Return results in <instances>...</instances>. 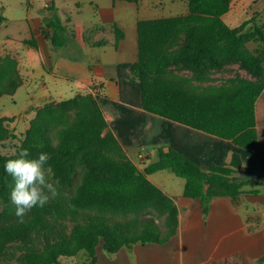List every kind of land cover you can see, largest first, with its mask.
Wrapping results in <instances>:
<instances>
[{"label": "trees", "instance_id": "16d2710c", "mask_svg": "<svg viewBox=\"0 0 264 264\" xmlns=\"http://www.w3.org/2000/svg\"><path fill=\"white\" fill-rule=\"evenodd\" d=\"M230 2L187 0L185 15L140 20L137 59L131 72L140 82L141 105L146 111L229 139L264 155L258 149L255 117V102L264 86V58L244 50L247 37L257 36L261 45L264 27L256 24L254 19L251 21L250 17L235 26L227 24L222 15L228 11ZM52 9L56 10L54 6ZM3 19L0 14V22ZM249 24L252 28L248 34ZM66 31L67 27L56 12L42 28L44 37L54 47L65 43ZM228 61H240L254 79L200 93L187 92L183 83L163 77L166 68L176 63L194 73H206ZM7 65L8 62L4 63L3 72L9 70ZM256 76L261 80L256 81ZM5 84L1 85L0 92L10 93L17 87L10 83L5 87ZM109 128L97 97L76 94L37 109L16 155L7 157L0 153V193L5 198L10 196V175L5 172L4 165L8 159L17 158L21 147L28 148L32 157L40 152L48 153L51 157L48 163L55 173L53 178L60 184H69L78 168H82L80 181L69 196L58 197L59 203L52 200L42 209L33 208L23 223L17 219L0 226V264L7 245L15 241L27 251L24 264H61V256L73 255L80 249L86 251L89 264H96L100 242L106 253L130 248L135 243L167 242L177 231L178 208L173 198L147 177L160 169H170L182 177L185 180L183 195L200 200L204 212L210 199L217 194L256 193L255 190H243V186L253 180L237 182L231 179L232 173L241 166L237 154L232 155L228 165L202 169L179 151L159 147L157 160L140 169ZM5 137L6 130L0 119V140ZM61 201L78 207L120 212H138L153 207L165 215V220L163 227L153 216L85 225L77 230L75 227V233L72 232L75 240L70 241L65 236L52 234L49 227L50 218L61 219L68 214ZM35 238L45 241L47 255H41L34 246ZM207 264L241 263L239 255L232 254ZM257 264H264V258L258 259Z\"/></svg>", "mask_w": 264, "mask_h": 264}, {"label": "crops", "instance_id": "0c3cea01", "mask_svg": "<svg viewBox=\"0 0 264 264\" xmlns=\"http://www.w3.org/2000/svg\"><path fill=\"white\" fill-rule=\"evenodd\" d=\"M2 1L3 24L8 9L18 6L22 9L20 19H23L24 8L29 11L33 2ZM45 7L55 11L67 27L63 45L52 46L42 33V28L52 17L45 23L30 25V36H26L21 21L16 23L18 37L14 38L20 45L13 46V57L18 60L20 70L25 72L26 78L21 77L30 86V95L37 94L54 101L76 94L96 96L108 126L140 169L157 160L159 147L179 151L202 169L228 165L232 155L237 154L241 166L232 173L231 179L237 182L253 180L244 185L243 190H255L256 193L217 194L210 199L206 212L200 200L183 195L185 180L180 176L181 179H175L169 173L170 169L157 170L147 177L172 197L178 208L174 236L180 234L182 220H188L190 247L203 254L202 263L238 254L241 264H257L258 259L264 258V250L256 253V249L264 244V155L229 139L146 111L141 105L140 82L131 72L138 53V22L185 15L187 0H53ZM243 15L242 20L256 15V24L264 27V0H231L222 19L235 26L230 21ZM260 44L264 49V40ZM37 71L40 76L43 72L48 74L49 88L38 84L31 86L29 81L36 78ZM69 91L74 94L63 98ZM34 114L32 111L29 119ZM255 117L258 149L264 153V86L255 102ZM103 254L110 253L103 251Z\"/></svg>", "mask_w": 264, "mask_h": 264}, {"label": "rangeland", "instance_id": "374dc122", "mask_svg": "<svg viewBox=\"0 0 264 264\" xmlns=\"http://www.w3.org/2000/svg\"><path fill=\"white\" fill-rule=\"evenodd\" d=\"M52 1L53 0H33L32 8H30L29 11L24 8L23 19H20L22 9L18 6L13 9L10 8L7 10L8 15L4 24L2 21L0 22V87L5 83V87L9 83L11 86L17 85L15 90L10 93L0 92V119H2V126L6 130V137L0 140V153L7 157L16 155L17 148L21 143L25 130L29 126L30 120L33 118L29 119L31 112L36 111L47 103L57 102L46 99L47 97H40L37 94L34 96L30 95L32 90L26 81L23 82V78L21 77V75H23L26 78L25 72L20 70L18 60L13 57V46L18 47V45H20L18 39L14 38L17 36L15 31L16 23L21 21L26 29L27 35H25L30 36V25L39 22L45 23L55 13V11L45 7L46 3L50 4ZM2 2L3 1L0 0V6ZM1 12H3V9L0 7V13ZM244 17L245 15L239 19H234L230 21V24L236 25ZM249 17L251 21L256 19V15L252 18L249 15L246 18ZM251 28L252 25L249 29L247 28L248 34ZM180 36H183V34H180ZM256 39L257 36L247 37V40L244 42V50L245 53L256 54L263 60L264 53L260 51L259 40ZM6 56H8L7 59ZM6 62H8L7 66H9V70L7 69V72H3L4 68H6L4 66ZM206 73H194L192 69H187L181 63H176L166 68L163 77L171 82L176 80V82L183 83L184 90L187 92L196 91L200 93L210 92L214 88L230 87L232 84L236 86L246 80L254 79L250 71L247 70L240 61H228V63L219 68H210ZM2 75H7V77L5 78ZM260 80L261 78L256 76V81ZM29 83H31V86L38 84L41 86L45 85V87L47 86L48 88L51 85L48 74L43 72V75L40 76L38 71L36 73V78L34 80L32 79V81L30 80ZM11 86L10 88H12ZM4 90L7 89L4 88ZM73 94L74 92L69 91L63 95V98L70 97ZM168 171L172 173L175 179H181L170 170ZM81 173L82 168L79 167L69 184H60V197H67L75 191L80 181ZM9 184V190L11 192L13 187V178L11 176ZM52 202L59 203L58 199ZM179 202L181 204V201ZM0 203L6 205L0 208V226L18 219L15 216V206L11 204L9 197L5 198L0 193ZM61 205L64 206L68 214L61 219L50 218L49 227L52 234L65 236L66 239L70 241L75 240L73 233L85 225L112 224L115 221H128L143 216H153L163 227L165 220V215L159 213L153 207H147L138 212H120L95 209L92 207H78L67 201H61ZM75 227L76 230L73 232ZM189 227L188 220L184 219L182 220V230L180 234L174 236L166 243L135 244L131 249L122 248L110 254H103V249L101 248L102 243L100 242V248L97 252L99 257L97 264H204L202 263L203 254L197 251L194 252L190 247ZM33 244L39 252H41V255L46 254L47 246L44 240L35 238ZM263 250L264 244L256 249V253L263 252ZM26 252L24 248L21 249L19 247L18 241L11 242L7 245L5 253L1 256V264H24ZM194 253H198V256H194ZM59 261L61 264H89V256L85 250L80 249L73 255L61 256Z\"/></svg>", "mask_w": 264, "mask_h": 264}, {"label": "clouds", "instance_id": "9594fccd", "mask_svg": "<svg viewBox=\"0 0 264 264\" xmlns=\"http://www.w3.org/2000/svg\"><path fill=\"white\" fill-rule=\"evenodd\" d=\"M50 159L46 152L32 157L28 148L21 147L17 158L5 162V172L13 178L9 199L20 223L33 208L42 209L61 196L60 182L53 179L55 173L48 163ZM4 206L0 203V208Z\"/></svg>", "mask_w": 264, "mask_h": 264}]
</instances>
